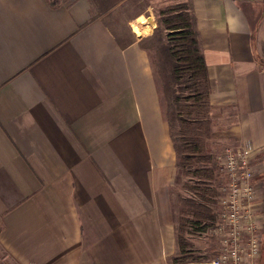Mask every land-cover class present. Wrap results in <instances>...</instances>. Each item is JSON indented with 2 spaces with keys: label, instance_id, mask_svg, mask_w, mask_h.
Returning <instances> with one entry per match:
<instances>
[{
  "label": "crops",
  "instance_id": "crops-1",
  "mask_svg": "<svg viewBox=\"0 0 264 264\" xmlns=\"http://www.w3.org/2000/svg\"><path fill=\"white\" fill-rule=\"evenodd\" d=\"M172 1L195 17L213 143L251 149L256 169L264 0ZM93 15L89 0H0L1 264H171L176 252L179 169L154 58Z\"/></svg>",
  "mask_w": 264,
  "mask_h": 264
},
{
  "label": "trees",
  "instance_id": "trees-1",
  "mask_svg": "<svg viewBox=\"0 0 264 264\" xmlns=\"http://www.w3.org/2000/svg\"><path fill=\"white\" fill-rule=\"evenodd\" d=\"M52 3L56 0H50ZM123 0H89L99 17ZM155 28L138 44L151 52L165 101L169 136L176 166L187 177L190 196H177L175 264H200L187 235L211 230L217 220L216 184L220 167L212 154L216 127L210 115V81L195 17L187 2L156 11ZM216 204V205H215Z\"/></svg>",
  "mask_w": 264,
  "mask_h": 264
},
{
  "label": "built area",
  "instance_id": "built-area-1",
  "mask_svg": "<svg viewBox=\"0 0 264 264\" xmlns=\"http://www.w3.org/2000/svg\"><path fill=\"white\" fill-rule=\"evenodd\" d=\"M216 160L224 175L218 187L217 220L210 230L217 240L210 264H256L262 250L264 214L255 206L253 151L225 146Z\"/></svg>",
  "mask_w": 264,
  "mask_h": 264
},
{
  "label": "rangeland",
  "instance_id": "rangeland-1",
  "mask_svg": "<svg viewBox=\"0 0 264 264\" xmlns=\"http://www.w3.org/2000/svg\"><path fill=\"white\" fill-rule=\"evenodd\" d=\"M180 2H169L167 4H163L162 0H123L120 1L116 6H114L112 9L106 11L103 14V17L107 24L113 29V31L117 34L119 37V40L121 42L123 41H129L131 39V36L133 35L135 37H140L142 39L147 38L152 30L155 28V15L156 11L160 8L164 7L165 5L175 4ZM151 6L150 9L145 10L147 8L146 6ZM95 8L93 7V14H95ZM142 15L143 17L150 19L146 22L141 21H134L137 16ZM134 22V23H133ZM140 22V23H139ZM134 24V26L138 25L140 29L144 30L145 28H149V33H143L141 35H137L133 32L131 24ZM151 25H153L151 27ZM164 99V98H163ZM211 143H213V140L211 139ZM214 147L212 149V154L214 158L216 159L217 155H219L220 147L218 144H214ZM262 164L254 168V183L256 186V193H257V201H263L264 202V161L261 162ZM219 165V163H218ZM220 167V166H219ZM258 169L259 172H258ZM220 182L223 179V173L220 169ZM187 177H185L180 170H178V177L176 181V189H175V207H176V218H175V228L177 226V196L181 195L183 197L190 196L191 192L185 188L184 183L187 182ZM219 181L216 184V190L218 192L219 187ZM216 204H217V197H216ZM215 204V205H216ZM263 206V204H262ZM218 209V205H216L215 210ZM264 211V210H263ZM262 230H263V240H262V250L260 258L258 259L256 264H264V215L262 219ZM187 238L192 243L191 249L197 254L203 257L200 264H210L212 259L216 255V249H217V240L214 234L210 230L206 232H197L192 235H187ZM177 248V247H176ZM172 256V255H171ZM169 262L171 264H175L170 259ZM1 264V263H0Z\"/></svg>",
  "mask_w": 264,
  "mask_h": 264
}]
</instances>
